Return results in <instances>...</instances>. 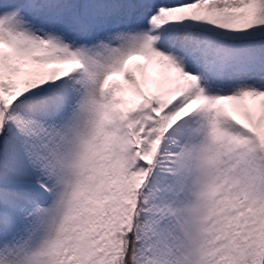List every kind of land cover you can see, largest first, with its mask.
I'll return each mask as SVG.
<instances>
[{
	"label": "snow or ice",
	"instance_id": "1",
	"mask_svg": "<svg viewBox=\"0 0 264 264\" xmlns=\"http://www.w3.org/2000/svg\"><path fill=\"white\" fill-rule=\"evenodd\" d=\"M0 264H264V0H0Z\"/></svg>",
	"mask_w": 264,
	"mask_h": 264
}]
</instances>
